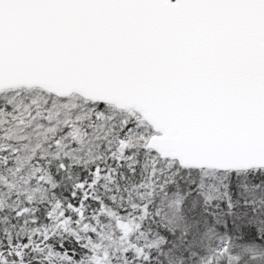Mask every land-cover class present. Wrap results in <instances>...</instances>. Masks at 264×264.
<instances>
[{
  "label": "snow or ice",
  "instance_id": "obj_1",
  "mask_svg": "<svg viewBox=\"0 0 264 264\" xmlns=\"http://www.w3.org/2000/svg\"><path fill=\"white\" fill-rule=\"evenodd\" d=\"M0 264H264V0H0Z\"/></svg>",
  "mask_w": 264,
  "mask_h": 264
}]
</instances>
